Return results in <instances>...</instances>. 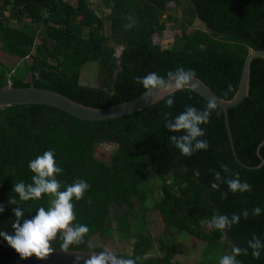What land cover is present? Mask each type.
<instances>
[{
  "label": "trees",
  "instance_id": "1",
  "mask_svg": "<svg viewBox=\"0 0 264 264\" xmlns=\"http://www.w3.org/2000/svg\"><path fill=\"white\" fill-rule=\"evenodd\" d=\"M187 1L191 19L169 15L168 19L181 22V33L164 47L155 35L167 28L164 15L170 3L181 6V0H101L110 9L106 16L99 15L90 0H0V49L22 60L16 66L0 63V87L34 85L89 106L107 107L149 89L137 77L155 72L162 80L182 69L194 71L222 98L231 99L248 52L264 48V0ZM195 18L205 27L194 28ZM91 62L100 65L98 86L81 82L83 69ZM29 74L31 80L26 79ZM170 95L174 103L167 106ZM209 102L195 90L181 88L133 114L100 121L47 104L0 108V203L5 206L0 230L12 231L14 207H23L25 218H31L37 207L50 206L51 194L17 204L9 199L18 196L12 190L14 183L31 182L29 161L51 149L63 169L57 176L61 190L77 179L89 185L81 199H73L71 221L73 227L88 225L89 231L69 250L99 251L140 264H185L177 259L178 234L183 233L205 242L199 264H218L233 246L247 248L253 237L264 240V165L249 168L238 161L223 110L216 105L209 122L201 125L205 129L201 139L209 144L206 150L182 155L169 140L181 133L166 129L165 113L171 118L186 106L203 110ZM229 116L239 159L249 166L260 164L264 58L253 60L249 94L229 109ZM101 144L114 145L109 161L95 153ZM216 171L222 178L238 174L251 189L231 192L226 183L215 181ZM213 182L219 187L213 189ZM257 206L258 216L252 211ZM149 213L158 215L162 226L158 237L149 225ZM233 213L240 219L231 227L210 226L213 216ZM93 236L129 241L131 251L112 252L93 245ZM60 243L57 238L51 247L61 249ZM251 252L249 248L237 259L241 264H264V250L259 258Z\"/></svg>",
  "mask_w": 264,
  "mask_h": 264
},
{
  "label": "clouds",
  "instance_id": "2",
  "mask_svg": "<svg viewBox=\"0 0 264 264\" xmlns=\"http://www.w3.org/2000/svg\"><path fill=\"white\" fill-rule=\"evenodd\" d=\"M181 78L187 81L195 73L192 70H179ZM145 88H151L156 85L160 78L155 72H150L143 77L136 78ZM179 87V84L177 85ZM167 106L174 103L171 95L165 101ZM214 102H209L203 110H198L195 106H186L185 110L179 114L171 116L165 113V127L173 133H181L180 135H171L169 140L175 145L182 155L191 156L198 150H206L209 144L206 139H201L205 134L202 124H207L215 108ZM28 168L33 173L30 183L20 181L14 183L13 195L9 199V203L17 204L18 202H26L41 198L43 194H51V204L48 207L40 206L35 210V214L31 218H25V209L17 206L12 208L15 219L12 223V231L0 230V238L19 253L21 259L33 256V254L43 259L54 251L51 244L59 238L61 240L60 248L67 250L73 243H78L83 239V235L89 231L88 225L77 224L71 226L70 222L74 220L73 199L79 200L83 197L85 191L89 188L87 181L77 179L71 184H66L61 190V181L57 176L63 172V169L57 164L54 150H46L41 155H37L28 163ZM225 172L228 171L226 165H222ZM199 175V173H196ZM215 181H222L227 184L228 189L233 192H246L251 189V185L247 181H241L239 175L234 177H223L219 171L214 172ZM211 187L218 188L219 184L213 182ZM4 204L0 203V213L4 211ZM253 215H260L261 208L255 207ZM247 216V212L243 213ZM240 215L233 213L231 217L225 214L213 216L210 226L215 229L223 230L231 227L239 221ZM22 220V222H21ZM248 247L241 248L233 246L230 254H224L219 257L218 264H241L237 257L243 253L247 254L249 248L251 254L255 258H259L262 250H264V240L253 237L247 241ZM93 264H99L93 261ZM128 264H134L133 260H129Z\"/></svg>",
  "mask_w": 264,
  "mask_h": 264
},
{
  "label": "water",
  "instance_id": "3",
  "mask_svg": "<svg viewBox=\"0 0 264 264\" xmlns=\"http://www.w3.org/2000/svg\"><path fill=\"white\" fill-rule=\"evenodd\" d=\"M258 57L264 58V48L251 49L248 52L245 58L239 88L231 99L222 98L208 83L195 75L185 81L181 78V73H177L159 80L156 85L151 86L150 89H147L144 93L134 99L107 107L89 106L74 100L62 92L50 88H43L34 85L14 86L11 83L0 87V108L11 106L13 104H47L60 108L81 119L100 121L133 114L155 104L176 90L181 88H191L210 102H214L215 105L223 110L232 148L238 161L249 168H261L264 165V159L260 164L255 166H249L239 159L236 152L229 116V109L237 106L249 94L251 65L253 60ZM178 84L179 87L177 86ZM53 249L54 251L43 259L37 258L34 254L31 257L21 259L19 253L7 243L0 241V264H93L94 260L98 261L99 264H128L129 261V259L107 255L99 251ZM134 264L140 263L134 261Z\"/></svg>",
  "mask_w": 264,
  "mask_h": 264
},
{
  "label": "rangeland",
  "instance_id": "4",
  "mask_svg": "<svg viewBox=\"0 0 264 264\" xmlns=\"http://www.w3.org/2000/svg\"><path fill=\"white\" fill-rule=\"evenodd\" d=\"M72 1L74 2L75 0ZM90 2L99 15L106 16L108 13H110V9L104 8L102 6L101 0H90ZM188 7H189V3L187 0H181V6H175L174 4L170 3L169 8L167 9L164 15L167 28L161 34L155 35L156 42L162 44V46L164 47H170L173 44V41L176 38V36L181 33V22L170 20L168 19V17L169 15H174L175 17L180 18L181 20L182 18L184 20H188L189 18L191 19L190 14H188L189 12ZM106 21L108 20L106 19ZM193 27L204 28L205 26L201 21L195 18ZM107 32H109L108 28H107ZM120 52H121V48L118 49L117 55H119ZM0 63H4L10 66H16L17 64H21L22 60L14 56H8L0 49ZM26 79L31 80L32 75L29 74L26 77ZM100 81H101V69L99 63L97 62L88 63L83 69L81 82L83 84L90 86H98L101 83ZM113 148L114 145L112 144H101L99 147H97V149H95V153L99 158L105 161H109ZM148 222L151 229L153 230L154 236L158 237V235L161 233V227H162L160 226L158 215L156 213H149ZM114 223L116 224L115 221ZM70 225L72 226L71 222ZM178 236L180 238V243L178 246L179 250L177 253V259L183 261L185 264H199L201 260V252L205 246V242L189 234L180 233L178 234ZM92 244L97 246H103L105 249L112 252L129 253L131 251V243L129 241L120 242L118 240L93 236Z\"/></svg>",
  "mask_w": 264,
  "mask_h": 264
}]
</instances>
